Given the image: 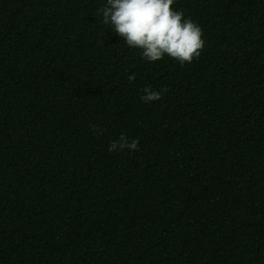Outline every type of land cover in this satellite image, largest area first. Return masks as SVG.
<instances>
[{
  "label": "trees",
  "instance_id": "trees-1",
  "mask_svg": "<svg viewBox=\"0 0 264 264\" xmlns=\"http://www.w3.org/2000/svg\"><path fill=\"white\" fill-rule=\"evenodd\" d=\"M105 3L0 0V264H264V0H175L184 65Z\"/></svg>",
  "mask_w": 264,
  "mask_h": 264
},
{
  "label": "clouds",
  "instance_id": "clouds-1",
  "mask_svg": "<svg viewBox=\"0 0 264 264\" xmlns=\"http://www.w3.org/2000/svg\"><path fill=\"white\" fill-rule=\"evenodd\" d=\"M175 0H106L99 13L101 23L121 36L130 48L139 49L148 62L170 57L181 65L198 58L204 47L203 31L198 23L173 8ZM142 101L159 100L162 92L144 89ZM93 131L98 132L97 126ZM139 139L121 135L112 141L109 151H135Z\"/></svg>",
  "mask_w": 264,
  "mask_h": 264
}]
</instances>
